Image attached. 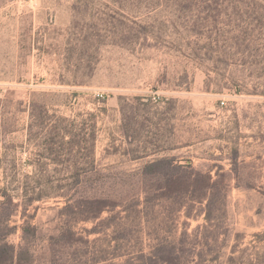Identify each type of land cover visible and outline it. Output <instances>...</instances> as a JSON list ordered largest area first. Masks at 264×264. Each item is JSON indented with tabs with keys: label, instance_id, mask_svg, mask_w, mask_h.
Wrapping results in <instances>:
<instances>
[{
	"label": "rangeland",
	"instance_id": "rangeland-1",
	"mask_svg": "<svg viewBox=\"0 0 264 264\" xmlns=\"http://www.w3.org/2000/svg\"><path fill=\"white\" fill-rule=\"evenodd\" d=\"M5 243L264 264V0H0Z\"/></svg>",
	"mask_w": 264,
	"mask_h": 264
},
{
	"label": "trees",
	"instance_id": "trees-1",
	"mask_svg": "<svg viewBox=\"0 0 264 264\" xmlns=\"http://www.w3.org/2000/svg\"><path fill=\"white\" fill-rule=\"evenodd\" d=\"M29 228L24 229V232L27 233ZM22 250L21 248H19ZM20 261L19 252L14 245L5 243L0 245V264H16Z\"/></svg>",
	"mask_w": 264,
	"mask_h": 264
}]
</instances>
